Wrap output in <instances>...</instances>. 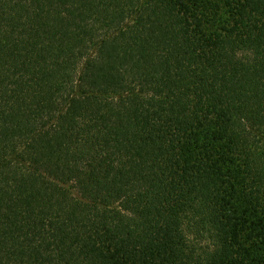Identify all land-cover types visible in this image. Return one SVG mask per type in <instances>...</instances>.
Masks as SVG:
<instances>
[{"label": "trees", "instance_id": "16d2710c", "mask_svg": "<svg viewBox=\"0 0 264 264\" xmlns=\"http://www.w3.org/2000/svg\"><path fill=\"white\" fill-rule=\"evenodd\" d=\"M0 264H264V0H0Z\"/></svg>", "mask_w": 264, "mask_h": 264}]
</instances>
